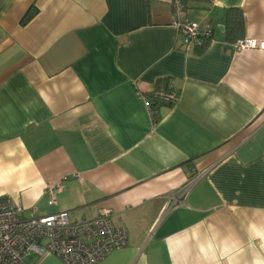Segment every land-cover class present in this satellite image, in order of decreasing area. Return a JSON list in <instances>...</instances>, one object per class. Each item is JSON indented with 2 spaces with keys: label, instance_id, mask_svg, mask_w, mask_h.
Returning <instances> with one entry per match:
<instances>
[{
  "label": "crops",
  "instance_id": "obj_1",
  "mask_svg": "<svg viewBox=\"0 0 264 264\" xmlns=\"http://www.w3.org/2000/svg\"><path fill=\"white\" fill-rule=\"evenodd\" d=\"M182 1L213 26L202 47L171 0H0V198L73 221L109 208L128 243L95 264H264V49L225 30L239 10L235 36L264 40V0ZM165 84L178 99L151 116Z\"/></svg>",
  "mask_w": 264,
  "mask_h": 264
},
{
  "label": "built area",
  "instance_id": "obj_2",
  "mask_svg": "<svg viewBox=\"0 0 264 264\" xmlns=\"http://www.w3.org/2000/svg\"><path fill=\"white\" fill-rule=\"evenodd\" d=\"M184 7L182 0H171L172 23L185 47L198 48L212 41L213 26L182 17ZM233 45L235 50L264 49V40L243 37ZM177 99L178 91L168 84L145 97L151 116L157 105L172 104ZM185 192L172 205L182 202ZM48 193V202L54 204V190L49 188ZM22 210L18 204L0 198V264H23L27 255L45 253L58 256L64 264H95L128 243L126 229L113 223L109 208L99 209L92 218L74 221L65 210L31 216H23Z\"/></svg>",
  "mask_w": 264,
  "mask_h": 264
},
{
  "label": "trees",
  "instance_id": "obj_3",
  "mask_svg": "<svg viewBox=\"0 0 264 264\" xmlns=\"http://www.w3.org/2000/svg\"><path fill=\"white\" fill-rule=\"evenodd\" d=\"M35 13L34 8H29V10L23 16L21 23L27 22ZM226 23V37L229 40H236L239 37L235 36V33L240 29L241 25V14L239 10L229 9L226 13L225 17Z\"/></svg>",
  "mask_w": 264,
  "mask_h": 264
},
{
  "label": "water",
  "instance_id": "obj_4",
  "mask_svg": "<svg viewBox=\"0 0 264 264\" xmlns=\"http://www.w3.org/2000/svg\"><path fill=\"white\" fill-rule=\"evenodd\" d=\"M221 27L223 28L224 26H223V25H220V28H221Z\"/></svg>",
  "mask_w": 264,
  "mask_h": 264
}]
</instances>
